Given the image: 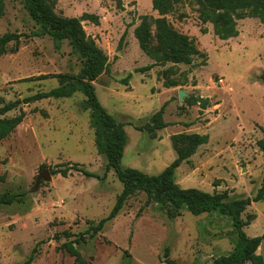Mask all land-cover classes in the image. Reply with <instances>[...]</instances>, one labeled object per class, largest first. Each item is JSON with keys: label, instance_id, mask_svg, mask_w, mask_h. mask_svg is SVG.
<instances>
[{"label": "rangeland", "instance_id": "1", "mask_svg": "<svg viewBox=\"0 0 264 264\" xmlns=\"http://www.w3.org/2000/svg\"><path fill=\"white\" fill-rule=\"evenodd\" d=\"M3 1L0 37L20 35L21 45L12 52L11 42L8 53H0V107L60 85L53 78L25 79L77 75L84 62L72 54L67 40L57 51L51 37L36 36L41 28L25 0ZM53 9L62 17L82 18L89 39L108 57L109 71L94 85L102 106L125 124L124 169L159 175L177 158L175 135L208 134L209 143L176 170L175 183L224 194L229 202L257 196L264 177V154L258 146L264 137L263 22L252 16L236 20L239 35L221 39L213 23L201 21L205 9L197 0L184 1L168 15L155 11L153 0H55ZM84 16L98 17V23ZM144 16L150 19L153 46L155 21L165 19L202 55L192 65L164 62L137 72L154 64L134 34ZM84 100L78 92L21 105L4 116L26 115L0 141V196L18 194L22 201L0 204V264H25L35 249L32 264H76L62 250L71 241L80 242L76 247L89 264H164L166 248L178 264H213L231 253L237 233L230 218L216 212L194 216L186 208L169 217L159 204H146L144 192L129 198L120 214L90 239L89 228L109 216L123 191L113 171L104 180L74 170L67 176L51 173V180L36 188L42 172L73 165L105 176L107 159L98 151L91 112L80 106ZM154 120L166 127L152 133L148 125ZM242 219L248 223L247 236H264V200L252 202ZM257 253L264 256V241Z\"/></svg>", "mask_w": 264, "mask_h": 264}, {"label": "trees", "instance_id": "2", "mask_svg": "<svg viewBox=\"0 0 264 264\" xmlns=\"http://www.w3.org/2000/svg\"><path fill=\"white\" fill-rule=\"evenodd\" d=\"M186 0H153V9L160 14L168 15ZM205 9L201 14L203 23H213L215 34L221 39L237 37L239 32L236 29V20L244 19L247 16L258 18L264 23V0H197ZM54 2V3H53ZM55 0H25V7L31 19L41 28V32L36 36L48 35L53 41L54 48L60 51L64 41H68L72 54L82 58L83 67L79 74H54L30 77L25 81L47 80L49 78L58 79L60 85L49 92L37 93L22 100H16L0 107V141L8 138L15 132L17 127L25 119V113L13 118L4 117L8 113L17 110L21 105H29L42 100L71 98L76 93L85 96L81 103V108L90 111L96 130V145L98 151L107 159L106 174L100 177L83 169L79 165L70 168L53 171L52 175L61 173L67 176L68 171L74 170L87 177L104 180L110 171H113L118 180L123 184V191L120 194L114 208L109 216L102 219L97 225H92L88 230L90 239H94L105 227L113 221L122 211L125 202L137 192H144L147 196L146 204H159L160 208L169 217L179 216L181 210L186 208L194 216L206 213H219L233 221V226L237 233V244L228 255L217 257L213 264H264V256L258 254V249L264 241V236L249 237L244 231L248 225L242 219V214L252 202L264 200V177L262 186L253 199L226 201L227 197L221 193H207L199 189H183L175 183V172L184 163H190V159L197 153L198 149L209 143L208 134H179L172 138L173 147L177 153V158L159 175H148L136 169H124L122 160L128 137L125 131V124L118 122L114 116L110 115L100 103L95 83L105 73L109 71V60L102 49L89 39L83 24L79 18L62 17L53 9ZM4 1L0 0V18L4 12ZM85 19L98 23V17L84 16ZM156 45L153 46L151 36L150 19L144 16L141 23L134 31L141 50L152 60L154 64L149 67L137 70L145 73L150 71L155 65L164 62L174 64L192 65L195 57L201 56V52L196 45L188 42V37L176 31L171 23L165 19L155 21ZM126 33L122 37L125 39ZM21 36L7 33L0 37V53H8V45L15 43L12 52H17L21 45ZM168 87V86H166ZM170 87V86H169ZM168 87V88H169ZM164 109L158 112L154 119L161 116ZM150 131L165 128L166 124L156 122L148 125ZM258 146L264 154V137L258 142ZM3 181L4 178L0 177ZM22 202L18 194L5 193L0 196V204L12 205ZM86 240H82L85 242ZM80 242H67L62 246V250L75 258L76 264H89L76 247ZM37 250L35 249L25 264H32ZM131 259L130 256H128ZM164 264H178L171 259L169 248H166L163 255ZM123 264H131L125 261Z\"/></svg>", "mask_w": 264, "mask_h": 264}, {"label": "water", "instance_id": "3", "mask_svg": "<svg viewBox=\"0 0 264 264\" xmlns=\"http://www.w3.org/2000/svg\"><path fill=\"white\" fill-rule=\"evenodd\" d=\"M79 21L82 23L83 22V19L82 18H79ZM184 95H185L184 93H182V92L180 93V95H179L180 100H183L184 99ZM51 178H52V175H51V172L49 170H46V171L42 172L39 175V177L37 178L36 188L39 187V185H40V183H41L42 180H44V181H50Z\"/></svg>", "mask_w": 264, "mask_h": 264}, {"label": "crops", "instance_id": "4", "mask_svg": "<svg viewBox=\"0 0 264 264\" xmlns=\"http://www.w3.org/2000/svg\"><path fill=\"white\" fill-rule=\"evenodd\" d=\"M133 75H134V73H133ZM102 77V76H101ZM101 77L99 78V79H101ZM133 78H134V76H133ZM132 78V79H133ZM132 79L130 80V83H129V87L132 89V91H133V87H132V85H131V82H132ZM112 87V86H111ZM115 89V88H114ZM132 91H129V92H132ZM121 103V102H120ZM118 114V113H117Z\"/></svg>", "mask_w": 264, "mask_h": 264}]
</instances>
